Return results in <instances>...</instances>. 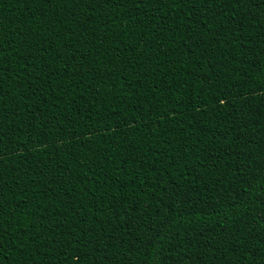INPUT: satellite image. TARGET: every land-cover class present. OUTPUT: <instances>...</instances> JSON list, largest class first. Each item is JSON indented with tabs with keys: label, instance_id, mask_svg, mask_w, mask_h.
<instances>
[{
	"label": "trees",
	"instance_id": "obj_1",
	"mask_svg": "<svg viewBox=\"0 0 264 264\" xmlns=\"http://www.w3.org/2000/svg\"><path fill=\"white\" fill-rule=\"evenodd\" d=\"M262 210L264 0H0L4 264H264Z\"/></svg>",
	"mask_w": 264,
	"mask_h": 264
},
{
	"label": "snow or ice",
	"instance_id": "obj_2",
	"mask_svg": "<svg viewBox=\"0 0 264 264\" xmlns=\"http://www.w3.org/2000/svg\"><path fill=\"white\" fill-rule=\"evenodd\" d=\"M33 2H40V0H33ZM43 2L45 3H52V0H43ZM140 3H143L144 0H139ZM212 3H217V0H211ZM196 11L198 12L199 9L197 8ZM189 39H191V37H189ZM241 195V193L239 191H236L234 195H230L229 199L231 200H236L239 198V196ZM261 219H264V210L261 211V215H260ZM153 231H155V229H153ZM177 235L176 233L173 234V237ZM4 249V242H3V238L0 237V253L3 252ZM0 264H4V258L2 255H0ZM192 264H195V261L192 262Z\"/></svg>",
	"mask_w": 264,
	"mask_h": 264
}]
</instances>
